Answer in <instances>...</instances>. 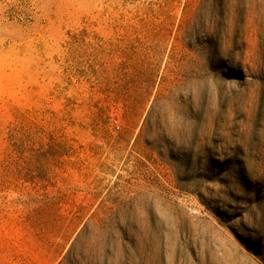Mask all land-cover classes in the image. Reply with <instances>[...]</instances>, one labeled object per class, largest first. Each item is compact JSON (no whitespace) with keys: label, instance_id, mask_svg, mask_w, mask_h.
<instances>
[{"label":"rangeland","instance_id":"obj_1","mask_svg":"<svg viewBox=\"0 0 264 264\" xmlns=\"http://www.w3.org/2000/svg\"><path fill=\"white\" fill-rule=\"evenodd\" d=\"M0 264H264V0H0Z\"/></svg>","mask_w":264,"mask_h":264},{"label":"built area","instance_id":"obj_2","mask_svg":"<svg viewBox=\"0 0 264 264\" xmlns=\"http://www.w3.org/2000/svg\"><path fill=\"white\" fill-rule=\"evenodd\" d=\"M113 124H114V126H115L116 130H119V126H118L117 122H116V121H114V122H113Z\"/></svg>","mask_w":264,"mask_h":264}]
</instances>
